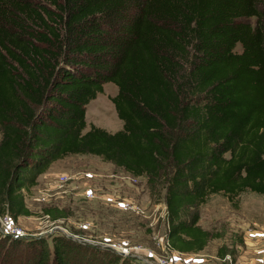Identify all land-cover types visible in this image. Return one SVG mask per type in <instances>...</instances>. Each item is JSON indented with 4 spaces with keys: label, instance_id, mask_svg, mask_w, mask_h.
I'll return each mask as SVG.
<instances>
[{
    "label": "trees",
    "instance_id": "1",
    "mask_svg": "<svg viewBox=\"0 0 264 264\" xmlns=\"http://www.w3.org/2000/svg\"><path fill=\"white\" fill-rule=\"evenodd\" d=\"M262 5L0 0V213L32 214L25 192L39 175L91 154L164 191L169 247L202 251L215 234L199 224L200 208L213 194L233 205L244 192L264 194ZM108 82L123 128L87 129V104ZM86 248L64 236L52 247L42 237L7 240L0 230V264H133Z\"/></svg>",
    "mask_w": 264,
    "mask_h": 264
},
{
    "label": "rangeland",
    "instance_id": "2",
    "mask_svg": "<svg viewBox=\"0 0 264 264\" xmlns=\"http://www.w3.org/2000/svg\"><path fill=\"white\" fill-rule=\"evenodd\" d=\"M237 50H242L240 44ZM116 92V84L105 83L104 92L87 104V129L92 124L110 132L123 128L111 100ZM62 174L70 177L66 183L61 182ZM85 188L95 196L86 197ZM25 200L32 214L14 220L0 213V230L7 240L42 237L52 247L53 237L64 236L86 245L101 261L127 249L122 255L133 264H264V194L244 192L237 205L213 194L200 208L199 224L215 236L196 253L169 247L164 191L152 194L146 179L96 155L72 154L54 160L25 192ZM122 201L138 208H126ZM48 208L63 210L67 216L52 218ZM100 251L107 253L103 256Z\"/></svg>",
    "mask_w": 264,
    "mask_h": 264
},
{
    "label": "built area",
    "instance_id": "3",
    "mask_svg": "<svg viewBox=\"0 0 264 264\" xmlns=\"http://www.w3.org/2000/svg\"><path fill=\"white\" fill-rule=\"evenodd\" d=\"M70 179L68 174H62L61 175V182L62 183H66L68 180ZM83 194L88 197V198H92L95 196L94 192L88 188H85L83 191ZM122 204L124 207L126 208H138L137 206L133 205L130 201H122ZM119 253H126L127 249H122V250H118Z\"/></svg>",
    "mask_w": 264,
    "mask_h": 264
},
{
    "label": "crops",
    "instance_id": "4",
    "mask_svg": "<svg viewBox=\"0 0 264 264\" xmlns=\"http://www.w3.org/2000/svg\"><path fill=\"white\" fill-rule=\"evenodd\" d=\"M117 93V92H116ZM86 120H87V118H86ZM88 124V123H87Z\"/></svg>",
    "mask_w": 264,
    "mask_h": 264
}]
</instances>
